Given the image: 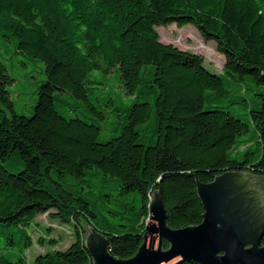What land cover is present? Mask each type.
<instances>
[{"label": "trees", "instance_id": "16d2710c", "mask_svg": "<svg viewBox=\"0 0 264 264\" xmlns=\"http://www.w3.org/2000/svg\"><path fill=\"white\" fill-rule=\"evenodd\" d=\"M169 24H192L214 40L221 73L206 68L200 54L161 42L155 27ZM0 36L42 61L46 76L32 113L18 114L0 57V105L9 110L0 114V225L18 228L23 252L33 243L55 245L41 235L32 240L29 227L39 215L73 228L64 249L38 252L32 262L0 251V264H92L86 225L107 238L111 255L128 259L142 242L154 190L167 225L178 229L202 220L196 181L233 170L264 177V0H0ZM94 70L117 72L133 101L119 132L103 142L98 124L65 117L54 102L55 91L86 100L84 78ZM226 77L255 89L249 100L238 97L248 103L247 119L223 99ZM249 124L256 139L238 158L244 144L237 138ZM91 183L116 223L100 216ZM133 190L141 196L136 212L120 199Z\"/></svg>", "mask_w": 264, "mask_h": 264}, {"label": "rangeland", "instance_id": "374dc122", "mask_svg": "<svg viewBox=\"0 0 264 264\" xmlns=\"http://www.w3.org/2000/svg\"><path fill=\"white\" fill-rule=\"evenodd\" d=\"M155 29L161 42L171 43L179 49L200 54L204 58V66L206 68L212 72L221 73L224 57L218 52L216 42L214 40H204L194 25L187 24L183 27H177L175 24H169L156 26ZM0 57L13 79L12 84L7 86V89L13 101L14 110L18 114L30 115L37 99V90L46 79L44 63L39 59L31 58L21 53L16 48V40L12 37L7 40L0 36ZM224 81L227 95L223 99L233 101L230 106H234L233 110L235 113H240L243 118L247 119L248 103L238 101V97L244 96L249 100L255 89L253 90L248 85H245L247 90L244 91L243 83L228 77L224 78ZM84 82L88 88L87 99L83 100L74 97L70 93L55 91L54 102L56 110L65 117L80 116L95 122L101 128L98 140L101 142L106 141L110 136L119 132L122 114L125 107L133 102L132 97L122 92V88L118 83L117 72L105 76L101 71H90L84 78ZM153 95L154 93L149 97L150 101H152ZM89 104H92L101 113L100 116L92 112ZM2 111L9 112L7 108L0 105V114ZM151 121L150 119V124ZM255 134L253 126L249 124L248 131L237 138L244 146L240 147L238 152L233 155L241 158V151L244 147L253 144L256 139ZM251 148H254V146ZM89 172L96 174V177H92L94 180H100V176H97V172H99L97 168L94 167ZM67 180L71 182L74 179L67 175ZM111 183L117 184L114 181H111ZM91 184L95 186V203L100 216L111 223H116L118 219L112 217L104 210L105 207L110 208V205H106L101 198L97 197L101 189L97 187L96 183ZM90 199H94V196H90ZM120 199L129 206L134 207L133 212L139 210L141 196L138 191H130L121 195ZM29 228L32 240L37 239L41 235L45 239H51L52 244L55 245L50 246V242H46L43 246L33 243L27 252H23L18 244L20 233L18 228L14 225H0V251L10 253L12 257L24 255L28 262H32L38 252L55 248L64 249L73 241L72 226L70 224H61L46 214L35 217Z\"/></svg>", "mask_w": 264, "mask_h": 264}, {"label": "water", "instance_id": "95a60500", "mask_svg": "<svg viewBox=\"0 0 264 264\" xmlns=\"http://www.w3.org/2000/svg\"><path fill=\"white\" fill-rule=\"evenodd\" d=\"M196 193L201 222L174 229L154 190L142 242L128 259L111 255L107 238L86 225L83 242L92 264H264V177L224 171L207 183L196 181Z\"/></svg>", "mask_w": 264, "mask_h": 264}]
</instances>
